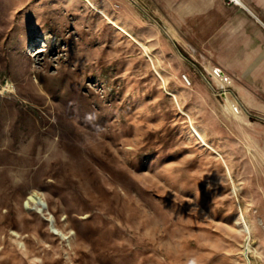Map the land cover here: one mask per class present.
Returning a JSON list of instances; mask_svg holds the SVG:
<instances>
[{"label": "rangeland", "instance_id": "374dc122", "mask_svg": "<svg viewBox=\"0 0 264 264\" xmlns=\"http://www.w3.org/2000/svg\"><path fill=\"white\" fill-rule=\"evenodd\" d=\"M143 2L0 0V264H264V66Z\"/></svg>", "mask_w": 264, "mask_h": 264}, {"label": "crops", "instance_id": "0c3cea01", "mask_svg": "<svg viewBox=\"0 0 264 264\" xmlns=\"http://www.w3.org/2000/svg\"><path fill=\"white\" fill-rule=\"evenodd\" d=\"M156 1L147 0L149 10ZM239 1L242 5L234 0H164V17L178 18L179 40L190 50L249 52L245 59L251 66H264V0ZM130 2L144 4L143 0ZM163 31L173 37L177 34L166 25ZM235 66L229 55L228 68ZM215 73L220 76V69Z\"/></svg>", "mask_w": 264, "mask_h": 264}, {"label": "bare ground", "instance_id": "6f19581e", "mask_svg": "<svg viewBox=\"0 0 264 264\" xmlns=\"http://www.w3.org/2000/svg\"><path fill=\"white\" fill-rule=\"evenodd\" d=\"M235 2H237L238 4H240V5H242L241 4V2L239 1V0H234ZM89 5L91 6V4L89 3ZM93 8V7H92ZM118 30H120L121 32H123L124 34H126L127 36H129L128 35V33L124 30V28L122 27V26H119V25H117V24H115V23H113V22H111ZM140 44V43H139ZM193 131H194V133L195 134H197L199 137H200V135L198 134V132L193 128ZM201 138V137H200ZM228 174H229V172H228ZM28 202H30V203H32V204H38L39 203V200H38V197L35 195V194H31L29 197H28ZM245 228H246V230H245V232H249L248 231V228H247V226H245ZM247 247V246H246ZM246 247H245V249H246ZM247 249H248V247H247Z\"/></svg>", "mask_w": 264, "mask_h": 264}]
</instances>
